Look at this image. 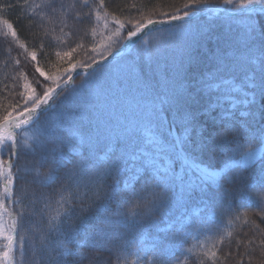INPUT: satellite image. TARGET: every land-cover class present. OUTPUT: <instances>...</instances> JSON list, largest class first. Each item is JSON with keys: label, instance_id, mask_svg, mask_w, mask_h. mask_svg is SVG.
Listing matches in <instances>:
<instances>
[{"label": "snow or ice", "instance_id": "obj_1", "mask_svg": "<svg viewBox=\"0 0 264 264\" xmlns=\"http://www.w3.org/2000/svg\"><path fill=\"white\" fill-rule=\"evenodd\" d=\"M23 4L43 36L114 27L86 62L65 51L54 74L29 54L42 79L25 80L22 106L0 117V264H179L217 215L264 219V0H184L134 19L106 0ZM126 52L139 69L121 64ZM257 230L247 243L264 253ZM242 244L211 251L212 264H252Z\"/></svg>", "mask_w": 264, "mask_h": 264}, {"label": "trees", "instance_id": "obj_2", "mask_svg": "<svg viewBox=\"0 0 264 264\" xmlns=\"http://www.w3.org/2000/svg\"><path fill=\"white\" fill-rule=\"evenodd\" d=\"M39 2L40 0H30L31 5ZM183 2L184 0H106V7L109 12H114L122 19L125 17L134 19L139 18V10H142L144 14L170 13L175 8L180 7ZM3 3L4 0H0V4ZM9 3L14 4L15 7L0 9V21L7 19L12 22L14 27L17 28L19 39H14L0 24V117L11 111L13 106H22L20 94L24 90L25 80L35 86V81L42 79L35 72L36 62L30 58L31 51L35 50L37 52L40 67L49 74H54L58 69L62 71L64 67H67L68 60L63 57L65 51L76 48L72 56V62H86L88 57L93 55L92 48L102 40L106 41L111 30L103 28L101 22L93 19L86 27L88 34L82 38L66 35L68 29L61 31L59 26L55 27V30L48 36H43L42 30L38 28L29 30L27 27L33 10L31 7L25 6L23 0H9ZM208 4L210 6H222V0H208ZM132 5H136V7L133 8ZM113 26L109 25L110 28ZM92 29H95V35H93ZM33 32H35V35ZM77 43L82 44L83 47L78 48ZM22 44L26 45L27 51L21 47ZM119 47V44L114 45V48ZM209 47L211 49L213 45L210 43ZM57 52L61 53L60 57L56 55ZM117 59L120 60L119 57ZM17 60L20 61L19 64L16 63ZM120 62L121 64L135 63L137 69L140 67V61L134 53H124V59ZM77 71H80L79 67H77ZM161 71H163V68H161ZM73 78L78 84L79 79L75 77V74H73ZM156 78L159 79V73L156 74ZM37 91L39 92V89ZM103 102L101 100V103ZM110 103L115 105L116 100L110 98ZM19 110L20 107H17V112ZM205 119L202 117V120ZM204 159L207 161L208 157L205 156ZM212 162L218 166L221 163L219 159ZM207 214L206 212L205 215ZM257 225H259L260 230H264V219L242 207L239 210L234 209L230 213L217 215L203 231L193 232L186 238L184 255L179 264H201V261L204 264H212L211 251H217L219 254L222 248L233 250L239 240L244 241V244L240 246V253H243L247 248L249 252H252V264H261V260H264V253L260 252L259 249L253 252L255 245H248L247 243L249 239H255L258 231ZM2 243L3 241H0V244ZM256 243L258 244V241ZM237 258L243 259L244 264H248L247 256L241 255ZM217 264H220V262L218 261ZM227 264H234V262L229 261Z\"/></svg>", "mask_w": 264, "mask_h": 264}, {"label": "rangeland", "instance_id": "obj_3", "mask_svg": "<svg viewBox=\"0 0 264 264\" xmlns=\"http://www.w3.org/2000/svg\"><path fill=\"white\" fill-rule=\"evenodd\" d=\"M100 22L103 24V25H102L103 28H105V26H104V22H103V21H100ZM109 25L113 26L111 23H109L107 29H113L114 26L110 28Z\"/></svg>", "mask_w": 264, "mask_h": 264}]
</instances>
